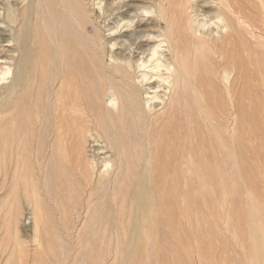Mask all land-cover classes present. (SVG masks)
<instances>
[{"label": "bare ground", "instance_id": "6f19581e", "mask_svg": "<svg viewBox=\"0 0 264 264\" xmlns=\"http://www.w3.org/2000/svg\"><path fill=\"white\" fill-rule=\"evenodd\" d=\"M19 2L29 7L33 19L21 15L26 11L23 6L10 3L1 8L5 10L7 19L18 24L19 29L14 31L10 41L15 48V56L6 57L7 62L0 64V212L5 211L8 204L12 205V199L19 192L31 191L32 195L43 198L47 188L54 190L61 187L62 194H66L71 201L79 194L75 185L89 181V184L103 186L101 188L108 185V193H113L112 204L117 208L119 203L116 198L120 192L127 195L131 190L129 213L130 216L134 215L128 220H133L129 222L130 226L127 225L129 227L121 231V239L125 237L123 242L129 241L124 247L126 253L123 263L136 264L140 252L149 251L153 257L161 224L165 222L158 185L160 181L166 184V179H169L165 166L170 163L161 140L157 142L153 139V131L160 129L163 133L165 126L174 123L172 118L177 109L184 108L180 105L181 101H185V106L189 105L185 97L190 93L192 96L189 99L195 102L193 112L204 125L214 124L211 106L216 103L212 97L216 88L222 91L218 90L220 98L226 101L228 107L234 106L229 109L230 126L225 132L230 145L224 144L225 137L221 139L218 134L215 137L222 152L232 162L234 171L239 175L244 173V118L240 91L243 88H240L246 82L244 79L255 75L256 83H260L264 89V59L258 60L259 53L264 52V0ZM95 9L105 17L128 19L120 28L117 27L120 24L117 19L104 30L99 26ZM47 14L53 19L56 15L59 20L61 18L63 32L59 34L62 36L60 38L56 30H52V34L43 31L49 41L45 47L40 28L45 24ZM39 21L41 26H38ZM179 23L180 32L188 40L185 47H180L181 34L177 32ZM85 26L90 29H85ZM50 28L46 31H50ZM105 32L109 33L106 35ZM83 41L86 42V49L84 46L78 47ZM92 51L96 64L91 66L96 80L87 79L90 71L87 68L90 66L85 67V59L81 54ZM210 55L214 56L211 60ZM215 65H220L219 69ZM135 73H138V77ZM89 105L99 109L96 114V107ZM234 109L236 112L232 111ZM235 113L240 119L239 128H236V117L231 119ZM80 115L84 116L83 120L79 119ZM92 115L98 117L100 124L94 123L99 125L96 135L105 140L103 149L106 152L101 146L104 153L98 157L94 155L98 146H94L90 148L93 158H88L87 149L85 151L89 139L87 135L89 133L90 136L94 130L87 126L92 123L86 119ZM43 133L47 150H42L38 158L39 154H34L37 145L41 142L44 144ZM71 136L74 145L69 140ZM104 154L109 156L105 157ZM97 159L102 167L94 166ZM157 169L159 171L156 173ZM210 171L208 167L207 176L199 181L204 183L206 180L207 184L223 181L222 175L218 174L216 178ZM122 174L125 175L124 184L120 178ZM35 176L41 178L40 183H37L38 178ZM42 180L43 186L40 185ZM37 187L41 193L37 192ZM119 202L121 206L118 209L122 217L124 200ZM39 205L36 204L34 216L32 248L35 252L30 262L26 261L24 242L20 240L21 212L13 214L8 211L10 216L6 223L10 222L12 229L9 230L6 224L0 225L3 228L1 237L6 239L7 236V242L3 245L6 249L0 245V255L6 251L3 264H46L49 253H53V248L42 235L44 227L41 229L40 224L44 219L39 215ZM253 209L246 217L250 259L252 264H264V229L260 224L263 220L260 222V213ZM97 211H101V217L97 222L95 218H90L91 223L97 225L90 228L88 234L103 240L106 231L103 225L109 212L105 207ZM110 218L114 220L115 216ZM102 256H98V260ZM94 258L92 254L84 263L94 264ZM104 258L101 264H105Z\"/></svg>", "mask_w": 264, "mask_h": 264}, {"label": "rangeland", "instance_id": "374dc122", "mask_svg": "<svg viewBox=\"0 0 264 264\" xmlns=\"http://www.w3.org/2000/svg\"><path fill=\"white\" fill-rule=\"evenodd\" d=\"M53 1L58 2L59 0ZM103 2L104 1H102V3ZM10 3L13 5L17 4L19 7L23 6L26 11L22 12L21 15L23 17L26 15L28 19H33L29 7L25 6L23 2L21 5L19 0H0V64L7 60L6 57L10 58L15 56V48L12 47L13 43L10 41L13 38L12 35L14 31L19 29L17 28L18 24L10 22L9 19H7V14L4 13L5 10H2L3 7L5 8L9 6ZM96 9L95 11L98 17L97 21L99 26L104 30L119 19L117 16L105 17L104 14L99 13ZM45 17V24L42 25L41 21H39L38 26L42 25L40 33L42 36V42L46 47L49 41L45 32H51L52 34V30H56L58 36L59 34L62 35L63 23L61 18L60 20L58 19V15L54 17V19H57L56 21H54V19L48 14ZM50 18H52V21ZM47 19L49 20L48 22ZM126 19H119L120 24L117 27L120 28ZM130 20L133 19L130 18ZM48 26L49 28L51 27L50 31H46V29L49 30ZM85 29L90 28L85 26ZM109 32H105V34L107 35ZM177 32H180V23ZM180 34L182 41L180 47H185V43H187L188 40L184 37L182 32H180ZM59 37L61 38L62 36ZM83 40L85 39L83 38ZM79 44L78 47L83 48L84 44L86 45V42L83 41ZM84 47L86 49L87 46ZM252 47L255 48L254 45ZM89 51H91L90 48ZM81 54L85 59V67L87 68L90 66V68H87L90 70L87 79L96 80L94 70L91 66L92 64H96V61L92 58V55H95V53L92 51L81 52ZM213 57V55H210L209 59L211 60ZM13 59L14 58H12V60ZM262 59H264V52L259 53L258 60L260 61ZM46 60H48V58ZM213 62L215 63L216 61L213 59ZM215 66L219 69L220 65ZM263 74L264 72L262 75ZM135 75L137 76L138 73H135ZM250 79H252V81L254 79L255 81L252 82ZM250 79H244L246 82H244L243 86L240 88H243V90L240 91L242 96L241 101L243 102L242 118H244V134L242 136L244 141H242V143L244 145L243 154L245 156V167L242 175H239L238 172L234 171V168L231 165L232 162L230 159H227L226 154L221 150V146L216 142L217 138L215 137V134H218L221 139L222 137H225L226 142H224V144L226 146L230 145L228 142L229 138L225 136V132L230 126L229 109L234 108V106L232 108L230 106L228 107L225 103L226 101H224L223 98H220L219 91L221 90L218 88H216L215 93L212 96L216 101V103L211 106V111L214 115L213 126L207 124L204 125L200 120H197L196 115L193 112L195 102L189 99V97L192 96L190 93L188 97H185L189 102V105L185 106V101H181L180 105H183L184 108L182 107V110L180 106V109H177V113L174 118H172L174 123L170 126H165L163 133L160 132L162 131L160 129H155L153 131V139L157 140V142L158 140H161V144L163 143L164 145L163 151L168 153L166 154L168 158L167 160L170 161V163L167 161L168 163L165 166L168 168L165 170L169 173V179L167 180L166 175L163 173L165 175L166 184H162V181H160V185H158V191H160L159 193L162 195L161 206L162 209H164L165 222L161 224V230L159 231V236H157L158 245L154 247L153 251L155 255L151 254L153 256L151 257L149 251L147 253L140 252L136 264H252L249 252L248 224L246 222V217L252 208H254V211L260 213V222L263 220V223L261 222L260 224L264 229V89L261 87L260 83H256L255 75H251ZM87 83L91 85V82L87 81ZM89 106L93 107L95 105ZM97 110L99 109L96 107L94 109L95 114L97 113ZM232 111L236 112V109ZM79 117V119H84L83 115H80ZM96 117L97 115L88 116L86 121L92 124L96 122L98 123V117ZM234 118L237 120L236 128H239L240 119L236 113L231 117V119ZM88 124L87 126L91 127L94 131L91 132L92 134L90 133V136L89 133L87 135L89 138L88 141H90L91 144L87 141L88 146L85 148V151L87 149V156L89 155L88 158H93L91 157L92 154L90 155L92 151L90 148L98 146L96 148L99 150L96 149L94 155L97 154L98 157H101L105 151L103 148H105L106 145L102 136L99 138L96 135V131L99 132L98 124L100 123L97 125L94 124L93 126L92 124ZM95 127L97 128L95 129ZM101 132L102 131H100V133ZM20 133H23V131ZM158 135L161 137H158ZM95 136L98 137V139L94 138ZM28 137L32 138L31 135H28ZM42 138H44V144H42L43 142L38 144L37 152L34 154H39L38 158L40 157V154L42 155L43 151L47 150V142L44 133L42 134ZM69 140L72 141V145L75 144L72 136ZM43 145H45L44 148H42ZM100 147L104 151L101 150ZM204 147L206 149H204ZM104 156H109V154H104ZM160 156H162V158L164 157L162 154ZM204 158H206V162ZM197 165L200 168L201 166L204 168L202 167L200 169ZM38 166H40V164H38ZM94 166H97L98 168L100 166L102 167L99 159L96 160ZM208 167L210 168L212 175L215 174L216 178L218 174L222 175L223 181L216 180L208 184L206 183V180H204V183L200 182L199 180L201 178L203 179L207 176L208 172H206V169ZM158 171L159 169L156 170V173ZM122 175L123 176L120 178H122V184H124L126 182L124 179L125 175ZM35 177L38 178L37 183H40L41 178L38 176ZM88 182L89 181L75 185L79 194L71 199V201L66 194H62L63 190H61V187L58 189L54 188V190H50L49 188L50 191L47 188V190H44L43 198L32 195L31 191L19 192L17 196H14L15 199H12V205L8 204L4 209L6 212H0V225H8V227H10L9 230L12 229V225L10 222L6 223L10 216L8 215V211L13 214H16L14 212H21V215L19 214V232L22 235L20 240L24 242L27 262L32 260L33 253L35 252L34 248H32V241L35 233L34 216L36 215V204L38 203V205L40 204L39 207H41L39 215L44 219L43 221L42 218L39 217L40 221L42 220V223L40 224L41 229L44 227L42 235L49 246L53 248V253L51 252L53 256L49 253L46 264H85V260L90 258L92 254L93 257H95L93 260L94 264H101L100 262L103 261L104 257L105 264H124L123 255L126 253L124 247L127 246L129 241L123 242L125 237H122V239H124L122 240L121 236H123V229L129 227L130 223L133 221H129L130 223L128 222V220L130 218L132 219L134 215L131 214L130 216L129 213L132 192L131 190L128 191L127 195L125 193L122 195V192H120L121 194L116 198L119 203L116 208L111 200L113 193H108L110 192L108 185L101 188L103 186L99 187L96 183L89 184ZM43 184L42 180L40 185L43 186ZM116 184L114 186H119ZM37 192L41 193V190L38 187ZM26 196H28V198ZM122 200H124V213L123 215L121 214V217L118 207L121 206V202L119 201ZM100 202L102 203L100 204ZM94 204L95 207L93 206ZM104 207L105 210H108L109 214L105 218L106 221H104L103 228H105L106 231L103 240H101L100 238L96 239L95 237H92L88 233L90 232V228H95L97 225L91 223L90 218H95L97 222L100 219L99 217H101L99 216V212L101 211L97 210H101V208L104 209ZM96 215L98 217H96ZM112 216H115L114 220H111L110 217ZM89 222V228H87L88 230L85 232V228ZM2 229L3 228H0V242H3L2 244L0 243V245L5 246L7 236L5 237L6 239L1 237ZM4 248L6 249V247ZM4 253L5 255H3ZM101 254L103 255V258L101 257V260L99 259V261L97 257L101 256ZM0 256V264H3L4 259L6 258V251H2Z\"/></svg>", "mask_w": 264, "mask_h": 264}]
</instances>
